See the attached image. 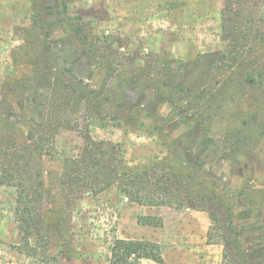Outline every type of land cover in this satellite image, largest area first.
<instances>
[{"label": "trees", "instance_id": "obj_1", "mask_svg": "<svg viewBox=\"0 0 264 264\" xmlns=\"http://www.w3.org/2000/svg\"><path fill=\"white\" fill-rule=\"evenodd\" d=\"M70 1L58 0L57 20L89 63L133 87L152 91L164 102L183 105L202 118L200 131L206 137L213 129L212 120L219 119L223 123L221 151L248 157L258 148L264 138V0H221L222 48L187 59L122 48L118 37L80 15L70 16ZM22 32L23 43L12 56V71L2 80L5 90L0 107L12 106L28 131L24 141L14 130L0 126V186L15 193V220L26 243L33 236L49 237L41 211L49 194L43 158L52 153L61 131L68 130L77 133L82 144L79 153L61 165L58 183L66 202L84 192L115 189L131 204L207 212L211 222L207 241L222 246L221 264H264V251L252 254L244 249L233 207L216 182L200 166L189 167L183 158L173 156L170 136L153 113L128 101L126 95L93 89L56 74L46 18L38 7H33L30 25ZM17 69H21L19 74ZM239 103L246 109L236 115ZM92 124L145 127L168 155L130 166L119 144L90 137ZM259 194L264 200V191ZM251 204L255 206L254 199ZM55 213L54 224L61 228L59 213ZM138 223L160 226L162 221L144 216ZM141 260L161 264L158 245L125 239L113 242L109 264H139Z\"/></svg>", "mask_w": 264, "mask_h": 264}, {"label": "rangeland", "instance_id": "obj_2", "mask_svg": "<svg viewBox=\"0 0 264 264\" xmlns=\"http://www.w3.org/2000/svg\"><path fill=\"white\" fill-rule=\"evenodd\" d=\"M34 1L38 2L33 6ZM34 1L0 0V99L5 90L2 80L12 71V56L23 43L22 30L30 25L33 7H38L50 33L55 73L93 89L126 95L128 101L153 113L170 136L173 156L183 158L189 167L200 166L232 205L244 249L252 254L263 252L264 200L259 193L264 191V138L248 157L221 151L223 123L219 119L212 120L213 129L206 137L200 131L202 118L183 105L164 102L152 91L133 87L126 79L110 76L89 63L57 20L58 0ZM221 8V0H72L68 13L80 15L94 27L118 37L122 48L187 59L222 48ZM245 109V104L239 103L234 112L242 114ZM0 126L14 130L25 141L28 129L12 106L0 107ZM90 137L119 144L130 166L146 165L168 155L160 140L149 135L145 127L92 124ZM81 144L77 133L61 131L52 153L43 158V179L49 194L41 211L48 224L47 239L33 236L27 243L22 239L14 214L15 193L0 186V264H109L116 239L157 244L161 264L222 263V246L207 241L211 226L207 212L139 206L120 198L115 189L99 194L84 192L80 198L66 202L58 183L61 165L64 159L79 153ZM252 199L255 206L250 205ZM56 211L61 228L54 224ZM144 216L159 218L162 223L141 225L138 218ZM139 264L157 263L141 260Z\"/></svg>", "mask_w": 264, "mask_h": 264}]
</instances>
